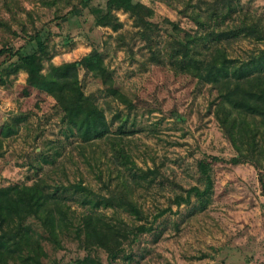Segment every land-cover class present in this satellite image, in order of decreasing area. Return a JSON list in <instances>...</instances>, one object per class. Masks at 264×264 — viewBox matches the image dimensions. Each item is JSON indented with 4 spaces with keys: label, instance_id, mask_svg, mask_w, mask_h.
<instances>
[{
    "label": "rangeland",
    "instance_id": "374dc122",
    "mask_svg": "<svg viewBox=\"0 0 264 264\" xmlns=\"http://www.w3.org/2000/svg\"><path fill=\"white\" fill-rule=\"evenodd\" d=\"M45 1L0 0V47H24L36 31L50 29L44 73L52 64L77 61L95 49L127 102L110 96L103 78L79 67L83 92L103 110L109 125L107 136L87 141L50 95L24 90L25 69L0 82V188L37 184L60 200L64 212L57 213V218L63 216L57 242L36 217L27 219L39 237L40 262L264 264L259 170L249 162L232 161L237 151L214 115L216 89L176 71L168 61L173 39L206 34L192 19L194 11L215 5L229 4L236 11L212 21L213 27L255 24L261 31L223 41L231 57L246 59L264 51V0H133L152 11L149 19L156 28L151 47L139 37L127 12L116 11L118 30L98 25L94 10L103 7L104 0ZM151 50L159 51L161 59H152ZM121 148L135 165L119 161ZM214 156L220 160L210 165L213 183L204 205L196 197L190 204L176 205L175 194H185L193 185L203 189L197 163ZM149 170L156 176L146 175ZM77 184L88 190L81 192ZM110 192L126 195L143 217L115 204H97L101 194L108 197ZM89 214L118 229L121 247L115 258L86 242L82 221ZM140 224L153 229L130 232Z\"/></svg>",
    "mask_w": 264,
    "mask_h": 264
},
{
    "label": "trees",
    "instance_id": "16d2710c",
    "mask_svg": "<svg viewBox=\"0 0 264 264\" xmlns=\"http://www.w3.org/2000/svg\"><path fill=\"white\" fill-rule=\"evenodd\" d=\"M119 10L133 18L137 34L151 47L156 25L149 19L151 9L139 1L104 0L103 7L94 10L96 23L118 30L121 22L116 11ZM199 10L194 11L191 17L206 34L191 36L187 33L183 41L173 39L169 43L168 61L177 68L176 71L191 75L216 89L214 115L237 151L232 161L254 165L259 170V182L264 190V51L241 59L231 57L223 45V41L240 34H259L261 31L255 24L247 27L241 24L225 29L213 27L212 21L236 11L229 4L226 7L215 5L203 12ZM72 13L79 14V10L73 9ZM44 30L36 31L28 37L24 47H0V82L4 83L6 76L19 69H25L27 77L22 85L24 90L32 89L50 95L64 118L83 140L104 138L109 132L106 116L94 100L83 92L78 79L79 67L103 78L104 88L110 96L123 103L127 102L126 97L106 74L101 55L95 49L77 61L52 64L44 73L43 59L48 52L50 29H46V33ZM151 58L160 60V52L151 50ZM116 157L125 166L135 165L125 149L121 148ZM219 160L214 156L210 160L198 161L199 180L204 184L203 189L193 185L184 189L185 194H175L173 202L178 206L182 203L190 204L191 198L196 197L203 206V198L210 192L213 183L210 165ZM156 173L155 170H149L146 175L156 176ZM76 189L81 192L88 190L81 184H77ZM96 202L108 206L115 204L129 209L139 219L143 217L142 210L126 195L110 192L106 197L101 194ZM59 203V199L56 201L37 184L0 188V264H42L39 237L31 231L27 219L36 217L50 238L57 242V229H61L63 223V216L57 218V213L64 215ZM165 212V209L160 210L155 214V219ZM82 223L87 243L106 249L112 259L118 255L121 241L117 237L119 231L113 224L91 214L83 217ZM152 229V225L140 224L130 232L143 233Z\"/></svg>",
    "mask_w": 264,
    "mask_h": 264
}]
</instances>
